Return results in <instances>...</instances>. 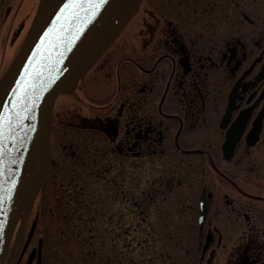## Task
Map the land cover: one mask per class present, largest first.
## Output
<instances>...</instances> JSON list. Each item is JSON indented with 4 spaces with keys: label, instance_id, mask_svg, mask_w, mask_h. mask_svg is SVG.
<instances>
[{
    "label": "flooded vegetation",
    "instance_id": "flooded-vegetation-1",
    "mask_svg": "<svg viewBox=\"0 0 264 264\" xmlns=\"http://www.w3.org/2000/svg\"><path fill=\"white\" fill-rule=\"evenodd\" d=\"M39 1L0 0V83ZM60 144L66 187L50 183ZM131 240L151 260L181 244L183 264H264V0H144L58 97L45 180L6 264H131Z\"/></svg>",
    "mask_w": 264,
    "mask_h": 264
},
{
    "label": "water",
    "instance_id": "water-1",
    "mask_svg": "<svg viewBox=\"0 0 264 264\" xmlns=\"http://www.w3.org/2000/svg\"><path fill=\"white\" fill-rule=\"evenodd\" d=\"M142 1L106 0L94 8L72 0H40L27 38L0 85V115L5 121L11 118L13 129L9 134L5 124L0 155V264L44 181L56 99L75 90Z\"/></svg>",
    "mask_w": 264,
    "mask_h": 264
},
{
    "label": "rangeland",
    "instance_id": "rangeland-1",
    "mask_svg": "<svg viewBox=\"0 0 264 264\" xmlns=\"http://www.w3.org/2000/svg\"><path fill=\"white\" fill-rule=\"evenodd\" d=\"M72 136H75L76 138V133L75 132H71L70 133ZM68 140V139H67ZM63 142V141H62ZM69 141H66L64 143H67ZM71 143V142H69ZM63 144V143H62ZM62 144H60L59 148H58V152L53 156L54 157V161H57V163L59 164V168H56L53 170V172H60L62 173L59 177H56L55 179H51L50 183H52L54 186H70L69 183H74L77 180H73V179H69L66 175V166L67 164H65V167L61 166V164L63 163V159L62 158ZM135 180L132 181V188H136L133 185L135 184ZM53 186V187H54ZM138 193V190H132V194L136 195ZM99 221H103V216L102 215H106L107 212H103L100 211L99 212ZM139 211L138 209H134L132 207V210L130 211V220H131V237H135L137 236V234L140 231V226H139ZM153 245H150V247H152ZM159 244H154V247L158 248ZM170 247H172L170 250L167 249L168 247H162V250H159V253L157 255H155V259L157 260H151V256L153 255V250L148 251L147 254L145 255H140L141 249H140V245L138 243H136V241H132L131 240V256H130V262L131 264H142V259L144 258L146 264H168V262H171L173 264H183L185 262V250H183L181 248V244H173V245H169ZM105 248H107V246H105ZM106 260H103L101 262V260L99 261L100 264H106ZM114 264H119L117 259L113 260Z\"/></svg>",
    "mask_w": 264,
    "mask_h": 264
},
{
    "label": "snow or ice",
    "instance_id": "snow-or-ice-1",
    "mask_svg": "<svg viewBox=\"0 0 264 264\" xmlns=\"http://www.w3.org/2000/svg\"><path fill=\"white\" fill-rule=\"evenodd\" d=\"M106 0H72L73 4L79 3L81 5V7H83L84 3H89L92 4L94 6V8H99L101 6H103L105 4ZM69 5H65V7L67 8ZM89 11H91V9H89ZM95 13L93 12V15ZM16 91H19V89H17ZM9 105H11V101H9ZM35 105L33 104V107ZM7 123V127L9 130V134L11 133L12 129V121L11 118H9L7 121H5V117L3 115H0V155H2V146H3V140L6 138L5 137V124ZM4 202L3 198L0 197V205H2Z\"/></svg>",
    "mask_w": 264,
    "mask_h": 264
}]
</instances>
